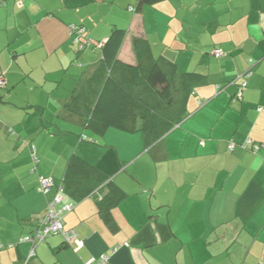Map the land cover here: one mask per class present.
Masks as SVG:
<instances>
[{
    "label": "crops",
    "instance_id": "crops-1",
    "mask_svg": "<svg viewBox=\"0 0 264 264\" xmlns=\"http://www.w3.org/2000/svg\"><path fill=\"white\" fill-rule=\"evenodd\" d=\"M137 9L138 0L0 6V264H26L33 245L23 238L36 235L74 154L127 194L112 210L118 230L104 223L95 196L75 203L62 193L60 208L74 205L64 227L76 241L62 247L53 235L30 264H95L104 255L108 264H264V149L245 146L264 143V0ZM73 26L86 30L99 56L73 50ZM116 29L126 31L118 60L136 64L139 37L180 73L204 77L185 101L186 119L150 148L143 133L97 135L85 128L87 109L66 107L106 66L100 45ZM43 177L54 180L47 193L39 190Z\"/></svg>",
    "mask_w": 264,
    "mask_h": 264
},
{
    "label": "trees",
    "instance_id": "trees-1",
    "mask_svg": "<svg viewBox=\"0 0 264 264\" xmlns=\"http://www.w3.org/2000/svg\"><path fill=\"white\" fill-rule=\"evenodd\" d=\"M5 1L0 0V6ZM164 1L166 0H138L137 11ZM125 37L126 31L122 29L111 33L101 48L106 66L89 78L78 94L72 95L66 107L75 112L87 109L85 128L97 135H103L109 128L143 133L146 145L150 148L166 138L186 119L185 101L193 86L201 83L204 77L180 73L177 65L163 56L155 57L148 42L139 37L133 39L136 64L118 60ZM249 76L248 73L243 77L244 80ZM244 83L247 87L245 81L241 86ZM2 100L3 97L0 96V102ZM103 189L106 190L105 194H101ZM62 193L75 203L95 196L104 223L111 231L118 230L112 210L127 194L108 176L76 154L68 163ZM36 222L39 230L38 219ZM63 241L62 247H70Z\"/></svg>",
    "mask_w": 264,
    "mask_h": 264
},
{
    "label": "built area",
    "instance_id": "built-area-1",
    "mask_svg": "<svg viewBox=\"0 0 264 264\" xmlns=\"http://www.w3.org/2000/svg\"><path fill=\"white\" fill-rule=\"evenodd\" d=\"M73 34H76L78 37L76 42L80 40V38L86 36V30L82 27H72ZM80 42V41H79ZM92 40H87V44H91ZM103 44L100 45L102 48ZM81 49H84V46H81ZM215 56L220 58L223 56L222 51H215ZM5 86L4 78L0 77V87ZM246 88V83L240 86L237 98L242 99V91ZM86 140V138H84ZM234 141L230 143V149L233 150L235 147ZM250 149V151L258 152L261 149H264V144H257L248 141L245 145ZM35 163L38 162V158L36 155L33 156ZM54 187V180L51 177H43L40 180V191L42 193L49 192ZM59 193L52 201L49 202L48 208L45 214L38 217L39 230L36 232V235L26 236L23 238L24 242H29L33 245L31 255L28 257L26 264H30L31 259L35 256V247L41 243H43L49 236L55 234H61L64 237L66 243L71 247L73 243L76 241V233L74 231H68L64 227V215L65 213H69L74 209V205H67L64 208H60V204L63 200L62 191ZM93 262V261H92ZM90 262L89 264H93ZM95 264H108L110 262V257L108 255H104L95 261Z\"/></svg>",
    "mask_w": 264,
    "mask_h": 264
},
{
    "label": "rangeland",
    "instance_id": "rangeland-1",
    "mask_svg": "<svg viewBox=\"0 0 264 264\" xmlns=\"http://www.w3.org/2000/svg\"><path fill=\"white\" fill-rule=\"evenodd\" d=\"M77 36H72L70 38V46L73 47V50L76 52H79V50H83L81 49V46L87 47L88 50L93 51V53H95L96 56H99L100 52H99V47H96L97 45L95 43H91V44H87V40H91L88 39L86 36L80 38V42H76L77 40ZM90 38V37H89Z\"/></svg>",
    "mask_w": 264,
    "mask_h": 264
}]
</instances>
